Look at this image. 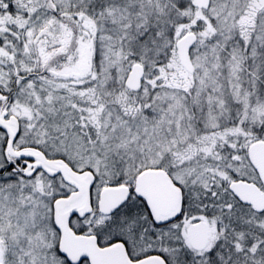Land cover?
I'll list each match as a JSON object with an SVG mask.
<instances>
[{
    "label": "snow or ice",
    "instance_id": "6c2138e0",
    "mask_svg": "<svg viewBox=\"0 0 264 264\" xmlns=\"http://www.w3.org/2000/svg\"><path fill=\"white\" fill-rule=\"evenodd\" d=\"M0 264H264V0H0Z\"/></svg>",
    "mask_w": 264,
    "mask_h": 264
}]
</instances>
